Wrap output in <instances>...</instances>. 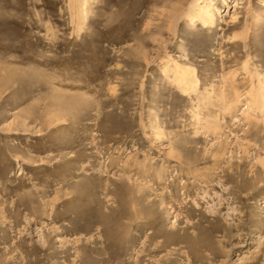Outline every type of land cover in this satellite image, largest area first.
Returning a JSON list of instances; mask_svg holds the SVG:
<instances>
[{
	"label": "rangeland",
	"instance_id": "obj_1",
	"mask_svg": "<svg viewBox=\"0 0 264 264\" xmlns=\"http://www.w3.org/2000/svg\"><path fill=\"white\" fill-rule=\"evenodd\" d=\"M211 1L0 0V264H264V0Z\"/></svg>",
	"mask_w": 264,
	"mask_h": 264
},
{
	"label": "bare ground",
	"instance_id": "obj_2",
	"mask_svg": "<svg viewBox=\"0 0 264 264\" xmlns=\"http://www.w3.org/2000/svg\"><path fill=\"white\" fill-rule=\"evenodd\" d=\"M210 2H212L210 0ZM224 2H226V0H224ZM236 7L238 8L241 4H240V0L236 1ZM217 9V8H216ZM237 10V9H236ZM198 14H200V19L203 21L204 24H210V25H213L215 23V12H214V7L211 6V4H206L202 7H200V11L198 12ZM237 18V16L235 15L234 17H232L233 20H235ZM176 70H179L182 74H185V75H189L190 74V71L183 68L182 66L178 65L176 66ZM184 75V76H185ZM182 76V75H181ZM64 104V103H63ZM248 107H251L250 106V102L248 103ZM60 105V104H59ZM65 107V106H64ZM20 117H22L24 120H25V117H26V114H21ZM158 233V232H157ZM157 235V234H156ZM170 237H168L169 239ZM187 239V238H186ZM185 240V239H184ZM186 242L189 240H185ZM189 245H197V242L195 241H191L189 242ZM193 246V247H194ZM195 248V247H194ZM107 260V259H106Z\"/></svg>",
	"mask_w": 264,
	"mask_h": 264
}]
</instances>
